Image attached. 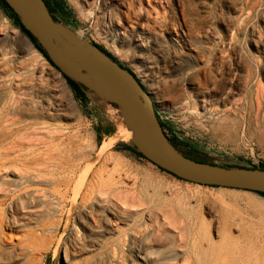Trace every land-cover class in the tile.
Masks as SVG:
<instances>
[{"label": "rangeland", "instance_id": "1", "mask_svg": "<svg viewBox=\"0 0 264 264\" xmlns=\"http://www.w3.org/2000/svg\"><path fill=\"white\" fill-rule=\"evenodd\" d=\"M164 1L157 0L153 4L155 1L151 0L148 6L145 0H63L64 11L69 14V19L60 12H56L54 17L72 30L69 39L73 44L83 45L85 39L91 45L101 46L135 76L151 97L160 122L164 125L166 137L169 141L181 143L176 148L180 153L222 167L255 169L258 165L260 168L264 164V0ZM128 3L135 13H131L129 22L122 16ZM146 12H150L151 18L145 16ZM181 12L186 14L185 19ZM194 23L196 29H193ZM187 30L190 32L191 41L199 43L198 46L207 51H212L211 67L217 79V71L222 66L225 76L223 75L221 89L212 91L210 87L207 91L194 90L197 85L192 77L196 71H200L198 76L202 78L204 63L197 60L198 53L196 54V49L190 43L193 50L187 48L183 50L184 56L179 53L177 57L173 56V51L178 50L174 43L176 37L173 31L182 36L181 32L185 34ZM196 31L199 32V38L196 37ZM93 69L95 68H90L89 71L92 74ZM104 77L111 80L107 76ZM0 81V110L4 104L10 106L7 113H2L0 127L6 123V126H11L15 120L12 128L20 130V133L12 138H5L0 134V150L9 147L13 142L26 143L19 156L23 159L30 155L27 140L45 144L34 147L35 155L44 151L52 134H57L55 140L63 139L64 144L73 150L76 137L75 140L86 146L88 153L76 177L83 169L93 164V173L101 169L106 170V173L103 172V179L110 175L114 182L109 194L103 195L108 191L102 189L103 194H96L100 198L99 201H92L86 206H91L100 211L104 218L112 220L111 216L105 213L118 208L113 195L119 190L126 193L136 188L150 197V200L146 198L147 204L149 201L150 204L143 206V211L145 208L146 211L142 213L141 218L139 215H127V226L117 228L111 227L114 226L111 222L107 223L108 227L99 222L91 234L85 233L77 223L79 205L72 210L71 218L66 222L71 211V194L63 199L64 203L59 198L60 195L49 197L47 200L50 203V212L41 204L35 206V211L49 218L51 225L45 228L36 224L25 227L14 234L13 237H17L12 244L14 247L8 246L23 258L21 264H26L27 258L29 264H144L137 259V251L145 250L148 253L145 259L147 264H160V260L156 261L161 258L159 252H165L173 242H181L183 248L176 255L177 260L171 263L184 264L181 252L184 251L187 241L185 228L190 225L196 228L201 222L173 224L171 220H165L157 208L159 193L142 185L143 175L149 176L164 187L162 196L168 201H173L171 194L191 197L188 203L198 210L206 221L203 223L208 226L213 242L219 241L222 225L219 222L220 206L214 198L222 197L227 203L241 209L247 202L264 207V198L254 193L179 181L149 167L143 159L132 153L119 150V144L130 143L116 106L102 102L87 92V98L84 95L86 104L79 102L61 74L35 50L1 8ZM171 82L177 83V93L181 95L178 100L166 95L163 97V94L167 93V85ZM259 86L261 94L258 93ZM255 93L257 98L254 97ZM102 148V157L96 161V154L101 152ZM29 157L31 156L26 158ZM0 175V180L6 179L5 171L2 170ZM31 189H44L47 191L46 195L52 191L51 186L41 188L33 185ZM36 196H40V193ZM194 197L206 201L198 204ZM102 198H108L111 202H103ZM17 204H20L19 200L13 204L6 202L2 207L5 215H10V208ZM246 215L254 223H258L257 214L248 211ZM230 227L231 235L239 237L241 231L237 222H231ZM30 232H34L39 238V243L33 249H22L21 246H26V235ZM3 233L8 234V231L3 230Z\"/></svg>", "mask_w": 264, "mask_h": 264}, {"label": "bare ground", "instance_id": "2", "mask_svg": "<svg viewBox=\"0 0 264 264\" xmlns=\"http://www.w3.org/2000/svg\"><path fill=\"white\" fill-rule=\"evenodd\" d=\"M110 1H115V0H110ZM154 1L155 2H153V4L156 3L157 0H154ZM165 1H164V3H166ZM145 2L148 6H150L151 0H145ZM245 2H246V0H245ZM147 9H148V7H147ZM150 12H151V10H150ZM150 12H146L145 16L148 18L149 17L151 18ZM153 12L155 13V11H153ZM183 12H181V14H182L183 19H185L186 14ZM131 13L133 15L135 14V13H133L131 4L128 3L127 7H126V11L122 12V16L129 22L131 19ZM159 15H160V13H159ZM126 20H125V22H126ZM192 26H193V29L197 28L196 23L192 24ZM141 28H143V27H141ZM177 28H178V26H177ZM138 29H139V27H138ZM200 30H201V28H200ZM173 32H174V35L176 37L174 43L176 44V47H178L177 52L173 51V56L177 57V55H179V54L184 56V54H183L184 49L190 48V50H193L190 47V44H191L196 49V51H197L196 54L198 53L197 60H199V61L201 60L204 63V68L201 71L202 78H200L198 76L200 71H196L194 76L192 77V80L197 85V88L194 90H196V91H201V90L207 91V90H209L210 87H212V89H211L212 91H216V90L221 89L222 83L224 82V78H223L224 70L221 66L220 69L217 71V73L219 74V79H217L216 78L217 76H215V71L211 67L212 66V51L211 50L207 51L205 48L199 47L198 46V45H200L199 43H197L193 40L191 41V35H190V32L188 30L185 34L183 32H181L182 36L177 34V31H173ZM126 35H128V34H126ZM196 37L199 38V32H197V31H196ZM205 52L207 53V55H205ZM160 63H159V65H160ZM172 64H177V63L172 62ZM88 71H90V68L88 69ZM92 71H93V74H95L98 77L99 81H102V83H107V84L111 85L112 87H114L115 89L119 90L121 93H123V91L118 87V85L116 83H114L113 81L106 79L104 77L106 75H104L101 71H99L97 69H93ZM230 77H232V76H230ZM234 81H236V80H234ZM255 83L258 84L257 81ZM21 89H23V88H21ZM260 89H261V87L259 88L258 93H260ZM256 90H257V88H256ZM166 92H167L166 94H163V97H165V95L170 96L173 98V100H178L179 97H181V95L177 93V83L176 82H171L170 85H167ZM197 94L200 95V93H197ZM212 94H214V93H212ZM263 95H264V93H263ZM254 97H256V93H255ZM202 102H204V101H202ZM256 104H257V102H256ZM11 107H13V106H11ZM61 108H62V105H61ZM9 109H10V106L8 104L3 105L2 109L0 110V116H1L0 120L2 119V113H7L9 111ZM5 122H7V120H5ZM6 124L1 125V127H0V132H1L0 134L2 137L12 138L15 134L20 133L19 129H17V128L13 129L12 128V125H15V120L12 121L11 126H6ZM54 133H55V131H54ZM56 136H57V134H54V136H53V134L50 135L51 140L46 143L44 151L42 153H37L35 155H34V153H35L34 147L35 146H37V147L41 146L43 143H41L39 141L33 142L31 140H27L26 142H27L28 150H29V154H30L28 156H31L29 158H26L28 156H25V158H23V159L19 158L20 152H22V150L26 144V143H22L20 141L19 142H13V143H11V145L9 147L0 150V172L3 170V171H5V175H6V176L4 175L6 177L5 180H0V264H21L23 262V258H21L20 255L16 254L15 251L13 250V248H10L8 246L14 247V246H12V244H13L14 240H17V237H13V236H15L14 234L20 232L19 230H23V228H25V227H30L31 225L36 224V226H38V227L45 228L47 225H51V223H49V218H47L46 216H43V215L41 216V214L39 215L36 213V211H35L36 207L35 206L36 205L38 206L40 204L45 205V207L47 208L46 211L50 212V209H48V205H50V203H48L47 199L51 196L54 197L55 194L60 195L59 198L62 200L63 203H64L63 199L67 198V196L69 194H71V197L69 199L70 204H71V211L68 213L69 215H68L66 222H69V219L71 218L70 215L73 212L72 210H74L79 205L80 211L77 215V223L80 225L82 230L87 234H91L94 231V229H96V226L99 222H103L104 226H107V227H108V225H107L108 222H111L112 225H114L111 227L117 228V226H127L125 224V222H126L125 216H127V215H132V216L139 215V217L141 218L142 213L144 211H146V208L143 211V206L145 204H147L146 198H149V200H150V197H148L149 195L148 196L144 195L142 191L137 190L136 188L134 189V191L126 192V193L119 190L118 192H116L113 195L114 199L117 201L116 206H118V208L116 210L113 209V211H107V213H105L107 215H110L112 220H108V219L104 218L103 214H101L100 211L93 209L91 206H86L87 204L91 203L92 201H99L100 198H98L96 196V194H103V193H101L102 189L105 188V190L108 191V192L104 193L103 195L109 194V192L111 190V186L114 184L113 179L109 175L104 180L103 179V172L106 173L107 171L103 170V169L93 173L92 172L93 164L86 167L85 169H83L80 172V174L76 177L77 173L80 170L81 164L85 161L87 154H88L87 150H85L86 146L84 147L81 144V142L75 140L76 137H74V143H73L74 150H73L67 144H64L63 139L55 140V139H57ZM59 136H61V135H59ZM66 136H68V135H66ZM13 141H15V140H13ZM43 145H45V144H43ZM104 148H102L101 152H98L99 154L97 153L98 155L96 154V158H95L96 161L102 157ZM38 151L40 152V150H38ZM110 159H111V157H110ZM93 163L95 164V162H93ZM105 167H106V165H105ZM7 174L9 176H7ZM155 181L146 175H143L141 177V182H142V185L144 187H150L159 193L158 200H157L158 201L157 208H159V213L162 215V217L165 220L166 219L171 220L172 223L173 222H201V224L199 226H197L196 228L192 227L191 225L187 226L185 228L184 235H186L187 241L185 242V245H184V251H182V252L180 251L181 255L184 256L183 257L184 264H263L264 263V207H260L256 203H252V202L248 203L247 202L244 204V208L241 209V208H238L236 205L227 203L225 200H223L222 197L214 198V201L217 202L220 206V221L219 222H221L222 225H221V230H220L219 241L213 242L210 235H209L208 226L203 223L206 221L202 218L200 212L198 210L193 209L188 203V201L191 200V197H188L187 195L179 196L177 194H171L173 201H168L166 198H164L162 196V191L164 190V187H162L161 185H158ZM73 183H74V185H72ZM33 185L40 186L41 188H49L51 186L52 187V191L50 190L51 194L46 195L47 191H45L44 189L35 191V190L31 189V186L33 187ZM71 186H73V187L71 188ZM34 187L36 188V186H34ZM204 189H202V190H204ZM175 192L177 193V191H175ZM39 193H40V196H36V194H39ZM168 193H170V192H168ZM16 200L17 201L19 200L20 204L13 205L9 211L10 215H5V212L2 209V207L6 204V202L13 204ZM39 201H41V202L39 203ZM101 201L108 202V203L111 202V200L108 198H106L105 200L103 199ZM194 201L198 204H201V203L205 202L206 199H200V198L194 197ZM148 204H150V201ZM97 209H99V208L97 207ZM63 210H64V208H63ZM248 211H251L254 214H257L259 216V220L257 221L258 223H254V221L251 218L247 217L246 213ZM207 213H208V211H207ZM231 222H237V224L239 225V228L241 231L239 237H233L231 235V227H230ZM54 226L57 227V225H54ZM213 227H215V225ZM3 230H7L8 234L7 233L4 234ZM110 230H111V228H110ZM143 231H145V230H143ZM136 233H137V231H136ZM138 234H139V232H138ZM135 237H137V236H135ZM166 241H167V239H166ZM26 242H27L26 246H21V248L22 249H27V248L33 249L35 247V245H37V243H39V238L35 236L34 232H30V233H27V235H26ZM67 243H68V241H67ZM181 245H182L181 242H178L176 244L174 242H173V244L170 243V247L167 250H165V252L164 251L159 252L161 258L156 259V261L159 262V260H160V264H172L171 262L177 260L176 255H178L179 250H181L183 248V246H181ZM57 246H58V244H57ZM57 246L54 250L55 252L57 250ZM71 249H72V247H71ZM62 251H63V249H62ZM78 253H80V252H78ZM97 253H99V252H97ZM137 254H138L137 259L144 262V264H147L145 261V259L148 257L147 256L148 255L147 250L142 251V252L137 251ZM164 254L165 255L167 254L166 257H163ZM79 256H80V254H79ZM25 262H26V264H29L28 258L25 259Z\"/></svg>", "mask_w": 264, "mask_h": 264}, {"label": "water", "instance_id": "3", "mask_svg": "<svg viewBox=\"0 0 264 264\" xmlns=\"http://www.w3.org/2000/svg\"><path fill=\"white\" fill-rule=\"evenodd\" d=\"M3 1L61 74L79 85L85 96L87 92L116 106L128 134V146L150 164L192 184L264 194V170L258 165L255 169L222 167L196 162L180 153L164 134L151 97L133 74L85 39L83 45L73 44L69 39L72 30L49 12L43 0ZM89 68L101 71L123 93L99 82Z\"/></svg>", "mask_w": 264, "mask_h": 264}, {"label": "trees", "instance_id": "4", "mask_svg": "<svg viewBox=\"0 0 264 264\" xmlns=\"http://www.w3.org/2000/svg\"><path fill=\"white\" fill-rule=\"evenodd\" d=\"M46 7L48 8L49 12L51 14H53V11L55 12H60L62 15L66 16V13H64V2L63 0H47L48 3L43 0ZM0 8L2 9V11L6 14V16L9 18V20L13 23V25L31 42V44L34 46L35 50L42 55V57L47 61V63L54 68L56 71L59 72V70L50 62V60L48 59V57L46 56V54L44 53V51L41 49V47L36 43V41L32 38V36L26 31L24 30V28L21 26V24L19 23V20L17 18V16L12 12V10L5 4V2L3 0H0ZM53 8V9H52ZM96 46L100 51H102L105 55H107L112 61L118 63L117 59L115 57H113L110 53H108L106 50H104V48H102L101 46ZM129 73H131L128 69H126ZM60 73V72H59ZM61 74V73H60ZM132 74V73H131ZM61 76L63 77V79L66 81V83L68 84V86L70 87V89L73 91L74 95L77 97V99L79 100V102H81L82 104H86L87 99L85 98L81 87L77 84H75L74 82L68 80L63 74H61ZM134 76V75H133ZM135 77V76H134ZM137 80V79H136ZM137 82L139 83V81L137 80ZM140 84V83H139ZM141 85V84H140ZM142 89L144 90L143 86L141 85ZM158 118V117H157ZM159 119V118H158ZM160 122V121H159ZM161 128L163 130H165L164 125L160 122ZM171 144L175 147L178 148L180 146L181 143H176L174 140H170ZM184 146V145H182ZM117 148L119 150L122 151H127L132 153L133 155H135L136 157L145 160L144 157H142L139 153H137L133 148H131L128 145L125 144H119L117 146ZM185 157L196 161V162H200V163H206L205 161L202 160H197V159H193L191 157H189L188 155L182 153ZM147 161V160H145ZM148 162V161H147ZM160 172H163L167 175H170L171 177L177 179L180 181V179L172 176L171 174H168L166 172H164L163 170L157 168ZM261 170H264V164H262V166L260 167ZM260 197L264 198V194H260V193H254Z\"/></svg>", "mask_w": 264, "mask_h": 264}, {"label": "crops", "instance_id": "5", "mask_svg": "<svg viewBox=\"0 0 264 264\" xmlns=\"http://www.w3.org/2000/svg\"><path fill=\"white\" fill-rule=\"evenodd\" d=\"M98 137L100 136V134L98 133V135H97ZM143 161H145V160H143ZM146 163H147V165H149V167H151V168H155V169H157V167H155V166H153L152 164H150L149 162H147V161H145ZM158 170V169H157ZM159 171V170H158Z\"/></svg>", "mask_w": 264, "mask_h": 264}, {"label": "flooded vegetation", "instance_id": "6", "mask_svg": "<svg viewBox=\"0 0 264 264\" xmlns=\"http://www.w3.org/2000/svg\"><path fill=\"white\" fill-rule=\"evenodd\" d=\"M45 1L48 3V1H47V0H45ZM55 1H56V0H55ZM52 9H53V8H52ZM55 13H56V12H55V11H53V15H55ZM64 13H66V12L64 11ZM65 18L69 19V14H67V13H66V16H65Z\"/></svg>", "mask_w": 264, "mask_h": 264}]
</instances>
